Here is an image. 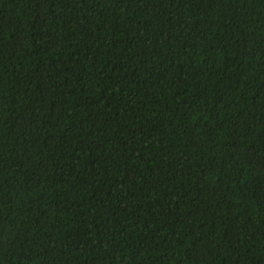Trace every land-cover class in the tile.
<instances>
[{"label": "trees", "instance_id": "obj_1", "mask_svg": "<svg viewBox=\"0 0 264 264\" xmlns=\"http://www.w3.org/2000/svg\"><path fill=\"white\" fill-rule=\"evenodd\" d=\"M0 264H264V0H0Z\"/></svg>", "mask_w": 264, "mask_h": 264}]
</instances>
